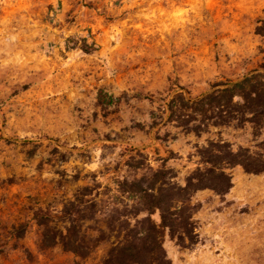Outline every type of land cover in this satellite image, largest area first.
<instances>
[{"label":"rangeland","instance_id":"374dc122","mask_svg":"<svg viewBox=\"0 0 264 264\" xmlns=\"http://www.w3.org/2000/svg\"><path fill=\"white\" fill-rule=\"evenodd\" d=\"M258 29L264 0H0V264H101L117 233L82 260L43 248L35 213L65 227L78 197L95 202L88 233L133 227L148 214L118 182L165 167L184 185L211 142L264 162V106L184 117L228 82L264 79ZM226 172V195L192 197L196 243L166 233L170 264H264V172Z\"/></svg>","mask_w":264,"mask_h":264},{"label":"trees","instance_id":"16d2710c","mask_svg":"<svg viewBox=\"0 0 264 264\" xmlns=\"http://www.w3.org/2000/svg\"><path fill=\"white\" fill-rule=\"evenodd\" d=\"M257 33L264 36L262 30L258 29ZM251 82V78H246L241 82L224 84L223 88H218L204 100L189 104L192 106L190 108L192 116L184 117H192L195 120L193 116L198 112L207 113L225 108L230 109L231 113L233 109H240L239 111L244 114L245 105L249 103L254 107L264 106V79L249 89ZM171 112L175 115L177 110L171 108ZM201 151L204 167H198L188 175L184 185L175 182L172 171L165 167L157 170L150 168L140 179L118 182L119 192L128 195L129 200H132L131 209L134 217L137 218L141 213L148 214L142 220H136L133 227L125 221L126 226L119 232L112 226L110 232L88 233L83 230L81 223L91 217L86 213L95 206V202L79 200L78 197L71 202V207L64 211V216H60L56 221L65 227H52V214L49 211L38 210L35 217L43 228L41 246L45 249L60 248L65 253L85 260L101 244L108 242L115 232L117 241L112 243L101 264H170L163 248L167 232L180 246L196 243L193 216L198 206L191 203L196 192L208 189L218 195H226L233 186L232 178L226 170L235 166H242L248 173L264 172L263 160L253 157L244 149L233 151L227 143L211 142ZM84 190L87 191L88 188ZM84 205L86 209H82ZM157 211L160 215L159 223L151 217ZM118 221L119 219H115L111 224ZM21 233L18 237H25L23 230Z\"/></svg>","mask_w":264,"mask_h":264}]
</instances>
